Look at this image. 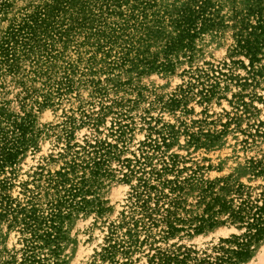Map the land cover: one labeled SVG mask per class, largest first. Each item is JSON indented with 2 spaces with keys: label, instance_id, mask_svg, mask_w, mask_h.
<instances>
[{
  "label": "rangeland",
  "instance_id": "obj_1",
  "mask_svg": "<svg viewBox=\"0 0 264 264\" xmlns=\"http://www.w3.org/2000/svg\"><path fill=\"white\" fill-rule=\"evenodd\" d=\"M38 1L8 0L6 10L0 7V33L24 8ZM157 1L166 4L172 0ZM220 1L221 12L229 13L230 0ZM262 2L264 5V0ZM104 19L111 23L119 18L107 15ZM231 32L230 27H226L214 34L204 33L195 41L192 59L179 58L168 71H140V68L128 69L124 65L106 72L101 69L105 67L100 60L101 53H96L97 62L89 71L87 56L94 47L76 46L82 36L74 35L62 57L51 66V80H59L69 63L67 72L72 87L63 90L58 97L52 94L50 103L39 107L30 99L41 100L36 95L46 90L42 84L45 78L27 72L28 61L20 63L18 73L0 77V102H4L11 113L30 111L35 132L34 148H28L11 170L0 173V195H8L23 204L21 185L24 184L38 193V203L44 206L50 197L49 191L45 194L43 188L47 172L79 162V146L85 142L103 140L111 145L95 178H90L89 170L83 168L74 167L69 174L73 181L84 176L90 191L83 196L88 201V210L73 211L63 221L65 240L61 256L65 264H108L106 260H99L96 253L111 226L120 225L116 227L117 238L125 237L127 224L123 221L127 218L123 220L122 214L128 215L131 187L137 183L138 176L154 183L147 172L159 169L162 161L172 162L171 169L164 171L162 177L184 179L178 192L181 206L176 215L179 217L200 212L201 206L194 203L199 189L207 182H213L215 189L226 185L227 196H234L238 184L243 193L252 196L264 190V47L260 60L254 63L256 72L251 75L245 69L247 59L230 51ZM222 62L226 63L222 70L245 77L248 83L240 87L233 80L221 79L216 91L205 101L199 99L195 87L180 93L179 87L185 88L186 81L190 80L189 73L182 70L194 71ZM173 94L180 99L175 105L168 102ZM167 131H171L168 136ZM188 133H193L197 140L190 142ZM161 136L165 137V144ZM148 137L152 139L150 144L145 143ZM74 151L78 156H74ZM126 158L130 160L131 173L124 165ZM163 190L167 192V187ZM8 224V215L0 217L2 256L20 247L18 227ZM151 231L154 245L161 248L183 245L198 252L209 251L219 237L240 232L227 225H215L201 232L186 228L163 240L158 237L157 227H152ZM142 235L138 233L140 238ZM147 248V244H143L134 251L131 264L143 263L145 256L141 250ZM116 258L121 260L118 255ZM241 264H264V235L252 245L250 256Z\"/></svg>",
  "mask_w": 264,
  "mask_h": 264
},
{
  "label": "trees",
  "instance_id": "obj_2",
  "mask_svg": "<svg viewBox=\"0 0 264 264\" xmlns=\"http://www.w3.org/2000/svg\"><path fill=\"white\" fill-rule=\"evenodd\" d=\"M230 4L229 13H222L220 0H172L166 4L157 0H39L24 8L0 33V77L18 73L20 63L28 61L30 69L27 72L44 76L42 84L46 87L43 93L36 95L41 100L36 97L30 100L36 107L44 106L50 103L52 94L58 97L63 90L72 87L67 72L70 64L66 62L68 68L63 70L59 80H51V66L53 61L62 57L74 35L82 36L76 46L94 47L87 56L89 71L97 62L96 53H101L100 60L105 66L101 69L105 71L124 65L128 69L140 68V71H168L179 62V58L192 59L196 39L206 32L214 34L226 27L232 30L231 53L245 57V69L254 75V63L260 60L264 47L263 2L230 0ZM8 5V0L0 3L2 10H6ZM107 15H115L119 19L106 23L104 18ZM225 65L222 62L221 65L208 64V68H195L194 71L182 70L189 73L190 80L186 81L185 88L179 87L180 93L195 87L199 99L205 101L216 91L221 79L233 80L240 87L248 83L245 77L239 78L222 70ZM168 100L171 105L180 101L174 94ZM33 122L30 111L11 113L4 102H0V173L11 170L28 148H34ZM170 133L167 131V136ZM187 136L190 142L197 140L193 133ZM165 140L161 136L163 144ZM149 141H152L150 137L145 143L150 144ZM110 147L103 140L92 144L85 142L79 146V162L47 172L43 188L45 194L49 191L50 197L44 206L38 203V193H33L24 184L21 185L25 197L23 204L8 195H0V217L8 215V226L16 225L20 233V247L6 256L0 252V264H65L61 256L65 240L63 221L73 211L88 210V201L83 196L90 191L84 176L73 181L69 174L74 167L83 168L89 170L90 178H95ZM76 153L74 151V156H78ZM123 161L131 173L130 160L126 158ZM171 163L162 161L159 169L147 172L154 183L146 177H137V183L129 193L128 215L122 214L123 220L127 218L123 221L127 224L125 237L117 238L116 227L120 225L111 226L100 251L96 253L98 259L106 260L108 264H131V254L147 244V250H141L145 261L140 264L244 262L250 256L252 245L264 235V190L252 196L243 193L238 184L234 196H227L226 185L215 189L213 182H207L199 189L194 203L201 206L200 212L179 217L176 215L177 208L181 206L178 192L184 179L162 177L164 171L171 169ZM33 174L41 175V172ZM163 187H167V192ZM134 213L138 216L134 217ZM215 225L231 226L240 232L219 237L209 251L198 252L192 247L174 244L171 248H161L153 244L152 227H157L159 239L164 240L186 228L201 232ZM139 232L143 233L141 238Z\"/></svg>",
  "mask_w": 264,
  "mask_h": 264
}]
</instances>
